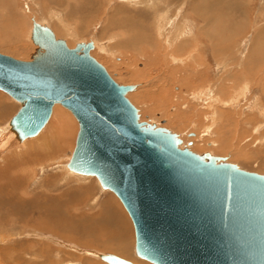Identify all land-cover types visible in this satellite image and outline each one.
<instances>
[{
  "label": "rangeland",
  "instance_id": "1",
  "mask_svg": "<svg viewBox=\"0 0 264 264\" xmlns=\"http://www.w3.org/2000/svg\"><path fill=\"white\" fill-rule=\"evenodd\" d=\"M156 9L167 11L171 39L185 24V45L156 35ZM32 18L68 47L92 40L90 54L109 75L136 85L127 98L141 120L169 128L194 152L264 175V0H0L1 53L30 59ZM19 105L0 90V127L11 140L0 149V173L23 170L14 197L0 194V264H108L99 253L153 264L134 254L133 225L117 196L67 169L73 114L55 104L41 132L19 141L8 125ZM15 149L27 155L16 165ZM39 220L54 227L37 229Z\"/></svg>",
  "mask_w": 264,
  "mask_h": 264
},
{
  "label": "water",
  "instance_id": "2",
  "mask_svg": "<svg viewBox=\"0 0 264 264\" xmlns=\"http://www.w3.org/2000/svg\"><path fill=\"white\" fill-rule=\"evenodd\" d=\"M29 60L0 52V90L20 105L8 125L36 136L53 106L78 122L67 168L94 176L122 203L134 229V254L153 264H264V175L226 156L197 153L169 128L140 119L120 84L90 51L68 47L31 19ZM108 264H134L100 253Z\"/></svg>",
  "mask_w": 264,
  "mask_h": 264
},
{
  "label": "bare ground",
  "instance_id": "3",
  "mask_svg": "<svg viewBox=\"0 0 264 264\" xmlns=\"http://www.w3.org/2000/svg\"><path fill=\"white\" fill-rule=\"evenodd\" d=\"M160 3V2H159ZM155 5H157V4H155ZM164 5V4H163ZM166 14H167V11H165V9H161V11H158L157 12V9L154 11V15H153V17H155V21L158 19V23L156 24L157 25V27H156V35L160 38L162 35H164V37H163V39H164V44L166 45H172L173 43H175V41H177V40H180V42H181V39H182V37H183V35H182V29H183V27L185 26V24L184 23H181L180 24V22H178L179 24H180V26H179V24H177L176 26H177V28L176 29H178V33H177V35L174 37V38H170L171 36H169V34H168V27H167V25H169V26H171V23H168L169 22V18L166 16ZM138 23V22H137ZM155 24H154V26H155ZM173 24H174V22H173ZM188 28V27H187ZM54 33V32H53ZM134 36V35H133ZM137 36V35H136ZM56 37V36H55ZM57 38V37H56ZM183 40V39H182ZM195 42V41H194ZM36 45V44H35ZM161 45V44H160ZM166 45V46H167ZM181 45H185L184 44V41L183 42H181ZM175 46V45H174ZM174 46H173V48H174ZM180 46V45H179ZM178 47V46H177ZM176 47V48H177ZM181 47V46H180ZM36 48H37V45H36ZM35 48V49H36ZM159 50V49H158ZM217 51V50H216ZM91 52V51H90ZM174 52V51H173ZM170 55H171V53H170ZM175 58V57H174ZM247 85V84H246ZM136 88V87H135ZM133 91V90H132ZM235 101H237V100H235ZM235 101H233V102H235ZM64 107V106H63ZM52 112H53V110H52ZM52 115V114H51ZM4 128H6L7 129V127H4ZM2 130H3V128L2 127H0V136H1V138H0V149H3V145H6V147H4V149L5 150H8L9 148H10V145H11V140H9V136H7L6 135V132L4 133V132H2ZM8 130V129H7ZM4 131H6V130H4ZM43 137V136H42ZM50 140V139H49ZM49 140H47V142L49 141ZM50 146H51V144H50ZM54 149V151H55V153H57V150H56V148H54V147H50L48 150L50 151L51 149ZM3 149V150H4ZM13 155H14V157H16V159H15V161H13V164L15 165L18 161H21V160H24L25 159V157L27 156V155H25L23 152H17L16 150L13 152ZM59 155V154H58ZM18 156H20V157H18ZM22 157H24V158H22ZM39 158V157H38ZM1 165H5V166H7V161H5V160H3L2 161V164ZM0 165V166H1ZM47 169V168H46ZM68 169V168H67ZM66 169V170H67ZM69 170V169H68ZM69 171H71V170H69ZM71 172H73V171H71ZM22 176V175H21ZM21 176H17L15 173H10V174H8L7 172H6V167H5V169L0 173V177H3V179H4V181H5V184L4 185H0V194H2V192H6V193H9V198L10 197H14V195H15V191L14 190H16V187H17V185L18 184H20L19 183V181L22 179L21 178ZM86 176H88V175H86ZM1 180V179H0ZM24 180V179H23ZM22 182V181H21ZM24 183V181L22 182V184ZM19 188H20V186H19ZM104 189V188H103ZM81 190H83V189H81ZM106 190H108V189H106ZM5 193V194H6ZM82 194V193H81ZM70 197V196H69ZM81 197V196H80ZM21 198V197H20ZM16 199H18L19 200V197L17 198L16 197ZM1 200V199H0ZM21 200V199H20ZM3 202V201H2ZM1 202V203H2ZM47 211V210H46ZM46 215V214H45ZM44 216V215H43ZM42 216V217H43ZM50 216V215H49ZM41 217V218H42ZM45 220H46V216H45ZM70 223V222H69ZM56 225V224H55ZM53 225H51L50 223H48V221L46 222H43V221H37L36 222V228L37 229H51V227H52ZM60 226V225H59ZM58 226V227H59ZM63 226H65V225H63ZM72 226V225H71ZM54 227V226H53ZM79 227V226H78ZM83 229V228H82ZM86 230H87V232H86ZM65 231V230H64ZM71 231V230H70ZM85 232L86 233H90V234H97V233H99V230L98 229H96L94 232H92L90 229H85ZM82 233V232H81ZM98 239L96 240V243L97 244H99L98 242ZM123 241V242H122ZM121 242H122V247H124V252L125 253H128V249L126 248V243H125V240L123 239V240H121ZM127 251H126V250ZM100 254V253H99ZM99 254H96L98 257H99ZM136 260V259H135ZM105 262V261H104ZM138 262H139V260H138ZM107 263V262H106Z\"/></svg>",
  "mask_w": 264,
  "mask_h": 264
},
{
  "label": "crops",
  "instance_id": "4",
  "mask_svg": "<svg viewBox=\"0 0 264 264\" xmlns=\"http://www.w3.org/2000/svg\"><path fill=\"white\" fill-rule=\"evenodd\" d=\"M214 36H216V35L213 34V37H214ZM256 41L259 42V40H258L257 38H256ZM210 44H211V43H210ZM220 53H221V51L218 52L217 56H218ZM251 71H253V68L251 69ZM250 75H251V78H254V77H252V74H250ZM227 78H229V77H227ZM2 107H7V106H2ZM40 132H41V131H40ZM40 132H39V133H40ZM37 135H38V134H37ZM0 138H1V136H0ZM26 147H27V146H26ZM3 149H4V148H3ZM3 149H2V150H3ZM28 149H30V148L28 147ZM15 150H17V149H15ZM18 157H20V156H18ZM22 158H24V157H22ZM3 160L7 161V159H5L4 157H3ZM12 160L15 161V157H14V156H13V159H12ZM35 160H36V159L33 158L32 161H35ZM32 161H31L30 164H32ZM18 162H19V161H18ZM16 164H17V163H16ZM16 164H15V165H16ZM41 165H42V164H41ZM41 165H34V166L40 168ZM21 171L23 172V170H22L20 167H18V168H14V169H13V173H15L18 177L21 176Z\"/></svg>",
  "mask_w": 264,
  "mask_h": 264
}]
</instances>
